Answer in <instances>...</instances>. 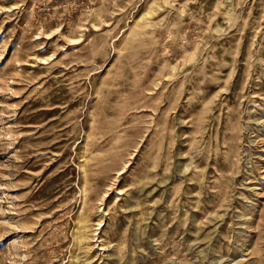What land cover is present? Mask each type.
<instances>
[{
    "label": "rangeland",
    "instance_id": "374dc122",
    "mask_svg": "<svg viewBox=\"0 0 264 264\" xmlns=\"http://www.w3.org/2000/svg\"><path fill=\"white\" fill-rule=\"evenodd\" d=\"M0 264H264V0H0Z\"/></svg>",
    "mask_w": 264,
    "mask_h": 264
},
{
    "label": "bare ground",
    "instance_id": "6f19581e",
    "mask_svg": "<svg viewBox=\"0 0 264 264\" xmlns=\"http://www.w3.org/2000/svg\"><path fill=\"white\" fill-rule=\"evenodd\" d=\"M79 224V223H78ZM83 237H81V239L78 241V244H77V250H80L82 248H84V243H83V240H82ZM81 253V252H80Z\"/></svg>",
    "mask_w": 264,
    "mask_h": 264
}]
</instances>
